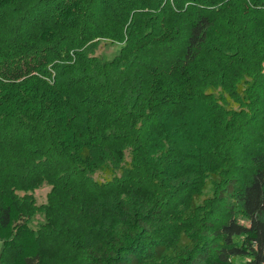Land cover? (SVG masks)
Here are the masks:
<instances>
[{
    "label": "trees",
    "instance_id": "1",
    "mask_svg": "<svg viewBox=\"0 0 264 264\" xmlns=\"http://www.w3.org/2000/svg\"><path fill=\"white\" fill-rule=\"evenodd\" d=\"M44 183L41 232L18 192ZM208 183L218 211L185 218ZM181 235L180 264H264V0H0V264H149Z\"/></svg>",
    "mask_w": 264,
    "mask_h": 264
},
{
    "label": "rangeland",
    "instance_id": "2",
    "mask_svg": "<svg viewBox=\"0 0 264 264\" xmlns=\"http://www.w3.org/2000/svg\"><path fill=\"white\" fill-rule=\"evenodd\" d=\"M122 45L116 44V43H108L105 41H101L99 43V46L97 47L95 51V55L102 57L106 61L113 60L118 54L121 49ZM126 158L129 161L130 155L129 153L126 154ZM93 178L95 180L102 181L103 175L100 173H97L96 175H93ZM52 190V186L49 184H42L39 187L35 188L32 191H21L18 192V195L20 197L29 195L32 196L34 199V208L32 215L28 219V223L32 229L35 231L41 232L45 231V228H49V226L52 224H55L53 219H51L49 204H50V193ZM216 193L212 189V184L208 183L206 184V188H204L200 194V196H197L193 199V206L191 204L186 205L184 217H194L196 221H199L200 219L198 217L202 216V213L205 212L206 209L218 211L216 207L211 208L210 203H214ZM192 207V210H191ZM52 216V215H51ZM53 217V216H52ZM208 220V219H206ZM239 221L243 224H248V221H246L244 218L239 219ZM181 222H184V219H181ZM48 224V225H47ZM212 234L206 236L204 242H211L214 241L212 239ZM216 242V241H215ZM192 245L191 239L187 236L181 235L177 240H171L168 241L166 244V252L163 258L159 259H150L149 264H180V260H182L183 256H185L186 252H188L189 247ZM59 249H63V251H67L68 247L60 246ZM0 250H1V244H0ZM52 255L54 256V260L56 264H59L62 260L61 254H55L52 252ZM248 261L247 258H237L235 264H246ZM79 264H87L85 261H79ZM183 264V263H182Z\"/></svg>",
    "mask_w": 264,
    "mask_h": 264
}]
</instances>
